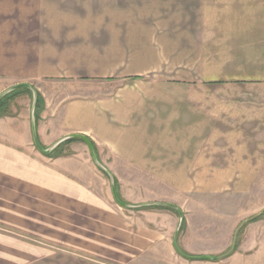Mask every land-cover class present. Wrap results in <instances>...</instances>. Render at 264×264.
I'll return each instance as SVG.
<instances>
[{
  "label": "crops",
  "instance_id": "crops-1",
  "mask_svg": "<svg viewBox=\"0 0 264 264\" xmlns=\"http://www.w3.org/2000/svg\"><path fill=\"white\" fill-rule=\"evenodd\" d=\"M58 82L118 87L35 117L42 148L126 129L183 139L189 162L259 154L262 164L264 0H0V93ZM10 98L0 106V264H183L165 212L119 207L79 142L42 154L30 113L5 112ZM254 251L264 264V244Z\"/></svg>",
  "mask_w": 264,
  "mask_h": 264
},
{
  "label": "rangeland",
  "instance_id": "rangeland-1",
  "mask_svg": "<svg viewBox=\"0 0 264 264\" xmlns=\"http://www.w3.org/2000/svg\"><path fill=\"white\" fill-rule=\"evenodd\" d=\"M58 83L32 86L37 93L35 117L45 112L50 116L59 113L63 104L75 99L108 97L118 87V83L97 87ZM8 97H12L10 104L14 107L6 109L7 114L31 112L30 91L23 96ZM2 102L5 104L6 98ZM135 134L138 132L123 129L106 132L101 137L89 136L99 165L84 142L73 140L79 142L73 148H80L89 157L110 194L113 179L116 195L126 205L117 203L119 207L137 213L150 206L159 207L160 214L165 212V224L172 226L171 233L182 252L190 256L226 255L214 260H189V264H243V261L254 264L255 255L260 254L254 250L264 244V163L254 162L259 154L247 155L238 164L226 163L223 158L228 155L221 153L206 154L210 163H203L200 157L205 154L198 153L193 155L198 161L189 162L191 155L182 153L180 147L183 139H144ZM203 165L212 167L202 168ZM227 165L236 167H222ZM258 165L262 167L257 168ZM228 242L230 248L222 252ZM181 259L185 264V258Z\"/></svg>",
  "mask_w": 264,
  "mask_h": 264
},
{
  "label": "water",
  "instance_id": "water-1",
  "mask_svg": "<svg viewBox=\"0 0 264 264\" xmlns=\"http://www.w3.org/2000/svg\"><path fill=\"white\" fill-rule=\"evenodd\" d=\"M18 89H26L28 91H30L31 95H32V102H31V112H30V116H31V128H32V134H33V142H34V145L35 147L44 155H48L49 153H51V151H53L58 145H60L61 143L71 139V138H79V139H82L83 142L87 145V147L89 148L95 162L99 165V163L96 161V157H95V152H94V148L93 146L91 145L90 141L87 139V137L85 136H82V135H70V136H67L65 138H62L60 139L59 141H57L56 143H54L52 146L50 147H47V148H42L40 146V144L38 143L37 141V137H36V128H35V107H36V102H37V93L36 91L32 88L31 85L29 84H25V83H22V84H18V85H15L5 91H3L2 93H0V100L10 94L11 92L15 91V90H18ZM111 182H112V195H113V198L114 200L121 206H126L124 205L123 203H120L118 198H117V195H116V192H115V187H114V182H113V179H111ZM148 206V205H147ZM180 217V225H181V222H182V216L179 215ZM179 225V226H180ZM174 247H176L177 249V246H176V243H175V240H174Z\"/></svg>",
  "mask_w": 264,
  "mask_h": 264
},
{
  "label": "trees",
  "instance_id": "trees-1",
  "mask_svg": "<svg viewBox=\"0 0 264 264\" xmlns=\"http://www.w3.org/2000/svg\"><path fill=\"white\" fill-rule=\"evenodd\" d=\"M16 91V90H15ZM15 91H13V92H15ZM13 92H11V93H13ZM9 95V94H8ZM8 95H6V96H4L1 100H0V106H1V104L3 103L2 101H3V99H5V98H7V96ZM37 103V102H36ZM88 139V138H87ZM73 140H79V141H81V142H83V140L82 139H79V138H71V139H69V140H67V141H65V142H63V143H61L60 145H58L53 151H51V153H49L48 155H50V154H53V153H55L56 151H57V149L61 146V145H63V144H66L67 142H71V141H73ZM89 140V139H88ZM90 141V140H89ZM90 143H91V145L93 146V148H94V150H95V147H94V144L90 141ZM118 198V197H117ZM119 200V199H118ZM119 202L120 203H122L120 200H119ZM146 209L147 208H150V206L149 207H145ZM177 212H180V211H178V210H176ZM257 219V217L254 219V220H256ZM181 224H183V221L181 222ZM175 250H176V252L180 255V256H182L183 258H185V259H187V260H214V259H217V258H220V257H225L226 255H221V256H218V257H206V256H190V255H188V254H186V253H184V252H182L178 247H177V249H176V247H175Z\"/></svg>",
  "mask_w": 264,
  "mask_h": 264
}]
</instances>
